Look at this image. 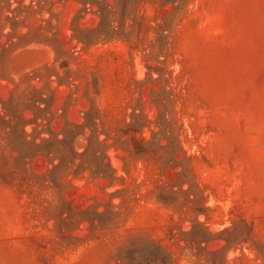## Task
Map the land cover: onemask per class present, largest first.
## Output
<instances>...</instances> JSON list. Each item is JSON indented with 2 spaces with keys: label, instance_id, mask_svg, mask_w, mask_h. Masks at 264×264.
<instances>
[{
  "label": "rangeland",
  "instance_id": "obj_1",
  "mask_svg": "<svg viewBox=\"0 0 264 264\" xmlns=\"http://www.w3.org/2000/svg\"><path fill=\"white\" fill-rule=\"evenodd\" d=\"M0 112V264H264V0H0Z\"/></svg>",
  "mask_w": 264,
  "mask_h": 264
},
{
  "label": "trees",
  "instance_id": "obj_2",
  "mask_svg": "<svg viewBox=\"0 0 264 264\" xmlns=\"http://www.w3.org/2000/svg\"><path fill=\"white\" fill-rule=\"evenodd\" d=\"M98 13L103 18L104 15H105V9L103 7H100V9L98 10ZM36 76H39V75H36ZM34 90L40 92V90H37V89H34ZM39 100L40 101H46V99H44L42 96H39V99H34L32 97V100L31 101L34 104V106H36L37 108L41 109V106L39 104ZM2 104H3V108L5 109L6 108L5 107L6 106L5 105L6 103L4 102ZM6 115H9V113L6 112L5 114H1V112H0V119L3 120V121H6V119H5V116ZM32 123H33V121H32ZM64 133L66 134V138L64 140H62V141H59V142H67V139H68L67 134L69 133V131L68 130H65ZM52 141H54V139H49V138H43L41 143H37L35 140H27V142H26L27 143V151L25 153H23V154H20L19 155V159L21 161H23V163H24V162H28L27 161L28 158L30 160H34L36 157H38L39 155L42 154V155H45V156L49 157L51 159V162L53 163L54 159L57 156L51 157V154H52V151L51 150L45 152V151H42V149H39L42 146V143H48L50 145V144H52ZM69 153L71 155H74L73 150L70 149V148H69ZM58 157L60 158V161L62 163L65 162V159L66 158L64 156L61 157L60 155H58ZM58 167H59L58 165H54V168L55 169L58 168ZM97 174H103V176H107V174L104 171L98 172Z\"/></svg>",
  "mask_w": 264,
  "mask_h": 264
}]
</instances>
